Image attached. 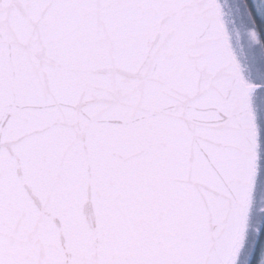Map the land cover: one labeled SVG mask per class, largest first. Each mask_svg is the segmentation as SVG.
I'll return each mask as SVG.
<instances>
[{
	"label": "snow or ice",
	"instance_id": "1",
	"mask_svg": "<svg viewBox=\"0 0 264 264\" xmlns=\"http://www.w3.org/2000/svg\"><path fill=\"white\" fill-rule=\"evenodd\" d=\"M0 264H264V0H0Z\"/></svg>",
	"mask_w": 264,
	"mask_h": 264
}]
</instances>
